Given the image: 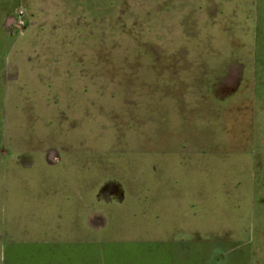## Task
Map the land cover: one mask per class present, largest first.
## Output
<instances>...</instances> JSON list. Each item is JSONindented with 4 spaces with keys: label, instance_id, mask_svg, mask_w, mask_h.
Instances as JSON below:
<instances>
[{
    "label": "rangeland",
    "instance_id": "1",
    "mask_svg": "<svg viewBox=\"0 0 264 264\" xmlns=\"http://www.w3.org/2000/svg\"><path fill=\"white\" fill-rule=\"evenodd\" d=\"M33 2L0 65V264H264V0Z\"/></svg>",
    "mask_w": 264,
    "mask_h": 264
},
{
    "label": "crops",
    "instance_id": "2",
    "mask_svg": "<svg viewBox=\"0 0 264 264\" xmlns=\"http://www.w3.org/2000/svg\"><path fill=\"white\" fill-rule=\"evenodd\" d=\"M33 1L35 0H25V2L23 0H0V65L17 62L15 57L11 54L13 49H15L16 47L15 44L16 39L13 37L12 31H10L11 29L10 26L11 27L14 26L17 28L15 30L20 31L19 24L24 23L22 17L24 16L25 12L26 14L28 13L29 15H31L33 14V12H35L34 10L38 6V4L37 3L35 4V2ZM22 2L24 3L23 5L26 8L22 6ZM213 21L216 22L215 19H213ZM15 30H13V33ZM238 56L242 59L235 60V63L252 65L250 67L251 71H249V74L251 75L248 78L249 79L256 78V74L258 73V68H254L253 65H255L257 61H255L254 58L252 57L248 58L246 56H240V55ZM226 62L229 63L230 60ZM236 73H238V79L242 78V75H239V72L236 71ZM18 246L19 248L23 249V251L25 248L29 246L35 247L37 249L40 248L49 249L47 251L49 253V256L45 253L41 254V252H36L35 256L29 259L32 262L26 260L24 261L23 264H84L85 263L83 262V257H82L84 256L82 243H80L79 249L77 247V244L63 243V242L38 243V244H28V245H25L23 243L20 244L18 243ZM227 250L228 248H225V250L222 248L217 250L216 252H218L221 255L223 253H226ZM171 252L172 254L168 253L166 259L163 258L162 260H160L157 258L156 264H183L181 259H182V255L184 254V248H180V247L177 249L174 248L173 251ZM95 255L97 256V258L95 259V261L94 260L92 261V264H100V257L98 250ZM54 257L57 259H55ZM4 262L7 264L10 262L8 256L5 257ZM13 263L15 262L13 261Z\"/></svg>",
    "mask_w": 264,
    "mask_h": 264
}]
</instances>
